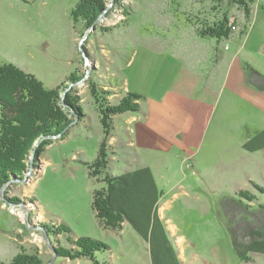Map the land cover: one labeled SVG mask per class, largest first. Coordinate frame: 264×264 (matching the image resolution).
I'll return each mask as SVG.
<instances>
[{
    "label": "rangeland",
    "instance_id": "rangeland-1",
    "mask_svg": "<svg viewBox=\"0 0 264 264\" xmlns=\"http://www.w3.org/2000/svg\"><path fill=\"white\" fill-rule=\"evenodd\" d=\"M80 2L0 0V66L12 64L48 90L61 87L59 106L72 122L62 134L36 140L21 178L0 185V264H10L20 254L34 255L44 264H95L59 257L58 248H74L65 233L57 232L61 226L75 239L90 237L108 245L109 251L96 254L99 264H152L148 244L128 223L121 232L104 229L92 210L93 193L106 186V177H90V166L105 140L111 175L155 164L163 194L160 214L181 264H264L260 254L239 260L221 203L247 192L254 197L246 203L252 209L264 205V195L257 190L264 188V150L243 148L264 129V90L249 83L250 77L264 74V0L250 4L251 10L261 6L260 17L253 19L243 8L217 0H103L93 24L74 19L72 12ZM225 16L235 27L231 39L220 45L230 50L220 66L221 96L212 111L219 112L232 98L237 109L240 106L235 114V121L241 118L240 129L232 128L234 116L228 120L217 115L202 129L199 141L182 148L162 145L158 155L148 150L138 158L130 132L143 113L144 97L134 101L138 112L112 116L109 130L102 99L118 106L128 93H148L165 72L164 48L171 54L178 47H217V40L195 34ZM238 49L232 68L229 56ZM73 77L79 80L73 82ZM68 95L80 115L67 105ZM168 201L173 206L164 214Z\"/></svg>",
    "mask_w": 264,
    "mask_h": 264
},
{
    "label": "trees",
    "instance_id": "trees-1",
    "mask_svg": "<svg viewBox=\"0 0 264 264\" xmlns=\"http://www.w3.org/2000/svg\"><path fill=\"white\" fill-rule=\"evenodd\" d=\"M229 8H243L248 18L251 17L250 4L253 0H217ZM103 0H81L73 10L75 20H85L93 24L101 10ZM235 27L225 16L222 21L212 25L205 24L198 30V35L206 38L229 40ZM79 80L73 77V82ZM251 84L264 89V76L261 74L249 78ZM59 87L48 90L37 78L24 73L12 64L0 66V185L13 178H21L24 161L39 138L62 134L72 123L59 106ZM100 100L102 98H99ZM142 99L136 94H127L118 106H108L102 99L103 122L109 130L108 120L115 115L126 112H138L140 108L134 103ZM67 105L78 115L75 99L67 96ZM244 149L258 152L264 149V130L250 139ZM99 158L90 166L91 175H105V187L93 193L92 210L104 229L121 232L123 225L129 226L149 246L152 264H181L174 249L166 224L159 212L162 199L154 173L149 167L114 176L108 173L109 155L106 140L101 144ZM264 195V188L257 187ZM254 197L247 192H240L238 198L223 200L222 207L228 224L232 242L240 261H249L250 254L264 255V205L254 210L246 203ZM50 229V228H47ZM49 232V231H48ZM65 233L73 249L58 248L59 257L71 259H88L96 261V254L110 250V247L98 239L90 237L73 238L72 231L61 226L57 231ZM56 232V233H57ZM4 264V263H3ZM10 264H44L36 256L20 254Z\"/></svg>",
    "mask_w": 264,
    "mask_h": 264
},
{
    "label": "crops",
    "instance_id": "crops-1",
    "mask_svg": "<svg viewBox=\"0 0 264 264\" xmlns=\"http://www.w3.org/2000/svg\"><path fill=\"white\" fill-rule=\"evenodd\" d=\"M260 9L261 6L258 4L256 8L251 10V19L255 15L256 17H260ZM261 24L263 23L261 22ZM195 37L199 38L201 36L195 34ZM216 43H218L217 47L206 51L205 48L202 50L201 47L186 46V48L178 47L174 53L169 54L167 51L165 52L166 48H164L163 53L165 55H162L164 60L162 66L163 70L165 69L164 74L157 80L155 85H152L148 93L144 95L136 93L144 97L142 105L143 113L134 119V127L130 132L131 146L134 147L138 158L142 155L145 156L148 150L152 155H158V149L162 145L168 146V148L174 146L182 148L186 144L189 145L199 141L201 139V132H203L202 129L208 124L211 125L216 120L217 115H221V117L226 116L228 120L234 116L235 124L232 128L236 129L237 126L240 129L241 118L240 121H235V114L241 112L240 106L238 105L237 109V104L236 102L233 103L232 98L229 99V104L227 103L229 100H225L223 108L219 112L212 111L213 103L216 102L217 104L218 102L217 96H221L219 95L221 94L219 83L222 78L220 66L227 59L226 51L230 50L227 46L225 50L221 49L222 40H217ZM241 49L243 52L245 51L243 50V46ZM238 56H240L239 49L229 56V65L232 68H234ZM150 59L152 62L153 57L151 54ZM144 60L149 62L146 58ZM131 63L132 59L129 65ZM261 75L264 76V74ZM125 83L128 87V79H126ZM250 85L257 88L251 83ZM216 104L213 106L215 107ZM212 116H214L213 119ZM154 165L152 162L142 163L141 166L133 167L128 172L149 167L156 179V168ZM172 206L171 201L166 202L162 213L165 214V210ZM159 212L161 213L160 205ZM173 227L175 228V233L178 234V227ZM166 229L170 235L171 233L167 225ZM180 238L184 242L187 241L185 236L180 235Z\"/></svg>",
    "mask_w": 264,
    "mask_h": 264
},
{
    "label": "bare ground",
    "instance_id": "bare-ground-1",
    "mask_svg": "<svg viewBox=\"0 0 264 264\" xmlns=\"http://www.w3.org/2000/svg\"><path fill=\"white\" fill-rule=\"evenodd\" d=\"M42 215V214H41Z\"/></svg>",
    "mask_w": 264,
    "mask_h": 264
}]
</instances>
